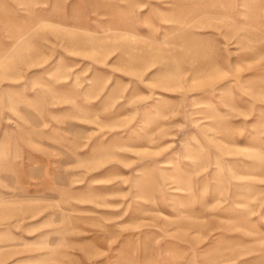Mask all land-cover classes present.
I'll use <instances>...</instances> for the list:
<instances>
[{
	"label": "rangeland",
	"instance_id": "rangeland-1",
	"mask_svg": "<svg viewBox=\"0 0 264 264\" xmlns=\"http://www.w3.org/2000/svg\"><path fill=\"white\" fill-rule=\"evenodd\" d=\"M0 264H264V0H0Z\"/></svg>",
	"mask_w": 264,
	"mask_h": 264
}]
</instances>
